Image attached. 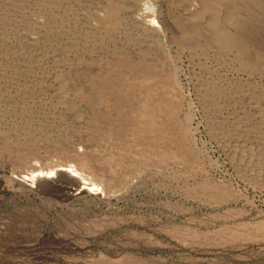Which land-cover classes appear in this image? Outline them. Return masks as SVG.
Returning <instances> with one entry per match:
<instances>
[{
    "label": "bare ground",
    "instance_id": "1",
    "mask_svg": "<svg viewBox=\"0 0 264 264\" xmlns=\"http://www.w3.org/2000/svg\"><path fill=\"white\" fill-rule=\"evenodd\" d=\"M47 1L41 6L45 8L43 9L44 13L37 15L34 22L37 25L49 27V53L52 70L34 75L33 79L37 85L33 89L39 91L41 98L45 99L44 102L53 101L56 105L68 110L76 122H84L95 139V144L89 145L90 148L85 153L74 152L71 158L76 162L67 161V163H59L48 168L39 166L35 160L39 153L37 147L16 148L17 152L15 151L14 157L12 155L13 164L6 156L14 149L13 145L5 142L4 146H0V196L1 193L3 194L9 189L27 191L30 200L26 196L29 202L27 209L23 211L27 216L29 214L36 215L39 211L49 213L51 210L54 211L55 216H58L61 212L71 209L76 203L100 205L104 200L111 202L113 197L119 194L121 185L132 181L135 178L136 169L139 173L141 166L158 164L171 157L191 161L185 132V126L188 125H185V120H181L179 109L181 97L175 89L179 87L176 81V64L169 61L170 56L169 60L163 57V44L161 42L152 43V37L158 41L159 38L164 40L169 38L182 47L193 49L195 52H200L208 46L213 47L236 59H241L242 52L248 48L244 43L251 44L253 47L248 48L247 51L253 53L259 61V65L254 64L255 66H253L261 71L262 74L259 75H264V0ZM11 3L13 0L8 1V4ZM8 4L6 3V5ZM166 8L171 11L168 20L162 19V13ZM113 27H119L123 34H127L125 37H128L129 30L137 29L140 31V36L133 40L117 41L116 46H113V43L112 47L107 46L104 40H100L102 38H99L98 32L100 33L102 30L114 31ZM82 33L84 36H81ZM21 34L23 35V33ZM73 35L79 37L77 42L78 40L83 43L85 41L84 45L76 52L71 49ZM110 41L113 40L110 39ZM42 45L44 46V44ZM77 47L79 46L77 45ZM252 58L251 56V60ZM42 59L44 58L42 57ZM165 59L169 61V64ZM192 60L191 63H198ZM202 60L201 62H204V59ZM201 62L200 64L203 65ZM247 63H240L241 65L237 69L242 72L248 70L250 66L245 65ZM212 68L209 69V66L205 68L208 73L199 81L206 110L209 111L210 118L212 117L217 125H221L223 134L221 135L225 138L224 142L226 143L224 146L226 145L228 150L231 149L233 155H237L239 163L247 169H251L250 173H252L259 166L256 164V154L261 152L260 149L264 151V90L257 86L246 85L239 78L215 77L213 73L211 74ZM0 77L3 78V76ZM13 77L15 78V76ZM26 83L28 84V82ZM43 91L46 94L43 95ZM197 97L199 98V96ZM61 119L63 118L61 117ZM251 143H257V147L254 148V144ZM77 148L79 147L77 146ZM232 153L230 155L234 157ZM259 155L261 154L259 153ZM259 155L258 158L261 157ZM155 167L157 166L155 165ZM30 193H34L39 200H35V196ZM13 197L15 196L13 195ZM6 201H8V197L0 198V217L10 211L4 206ZM14 202L15 208H18L19 201L15 199ZM77 208H80L81 211L83 209V207ZM108 223L112 222L108 221ZM43 228L44 226L21 225L16 229L21 232H38ZM16 229L12 225H0V233ZM221 231L219 232L221 233ZM141 258L135 253L127 252L121 259L104 257L95 264H145Z\"/></svg>",
    "mask_w": 264,
    "mask_h": 264
},
{
    "label": "rangeland",
    "instance_id": "2",
    "mask_svg": "<svg viewBox=\"0 0 264 264\" xmlns=\"http://www.w3.org/2000/svg\"><path fill=\"white\" fill-rule=\"evenodd\" d=\"M8 1L0 0V76H3L0 77L2 100H0V146L6 143L13 145L14 149L6 155L13 164V157L17 152L15 149L18 147H37L39 153L35 160L44 168L54 167L67 161L76 162L71 158L74 152L85 153L87 149L89 150V145L95 144V139L84 122V124L76 122L68 110L56 105L55 102L50 100L44 102L45 99L41 98L39 91L33 89L37 85L33 79L37 73L40 75L44 71L52 70L49 27L34 22L37 15L44 13L45 8L41 6L48 1L13 0L11 4H8ZM163 12L162 19L168 20L171 15L170 9L166 8ZM112 29L114 31L98 32L99 38H102L100 40H104L107 46H111L112 43L116 46L124 39L133 40L140 36V31L137 29L129 30L128 37H125L127 34H123L119 27ZM81 36L84 34L82 33ZM109 37L113 41H110ZM77 39L79 37L74 35L71 38V49L75 52L85 43L80 40L78 43ZM163 40L151 38L152 43L163 44V57L166 59L171 57L168 60L176 64V81L179 87L177 85L178 89H175L181 97L179 103L181 120H185V125H188L185 126V132L191 161L171 157L158 164L147 165L149 167L143 165L144 167L139 168V173L136 169L133 182L121 185L122 188L118 191L119 194L113 197V202L104 200L100 205L84 203L85 206L76 203L71 209L61 212L60 217L55 216L52 210L49 213L39 211L36 215H25L23 211L27 209L30 200L27 191L9 189L1 193L0 198L8 197L4 206L10 211L0 217V225H12L15 229L21 225L44 226V228L38 232L27 231V233L16 229L0 233V264H95L104 257L121 259L127 252L141 256L145 264H264V151L260 149L261 155L256 154L255 160L259 166L256 171L250 173L251 169L240 164L237 155H233L231 149L228 150L226 145L224 149L226 143L221 133V125H217L213 118H210L199 84L200 79L208 73L205 68L209 66L211 69L213 66L211 74L213 73L215 77L239 78L246 85L257 86L264 90V75H259L261 71L254 67L259 65V61L253 53L247 51L253 45L244 43L248 48H244L241 59H236L213 47L208 46L200 52H195L169 38ZM251 56L254 59L251 60ZM202 59L204 62H201ZM191 60L198 63H191ZM240 63H247L245 65L251 68L242 72L237 69ZM252 67L255 69L253 70ZM23 90L25 93L22 92ZM44 93L46 94L45 91L43 95ZM253 144L256 148L257 143ZM231 153L234 157H231ZM258 155L262 158H258ZM259 167H261L260 171ZM30 194L35 196L34 193ZM34 198L39 200L37 196ZM15 199L19 201L18 208H15ZM59 206L62 207L60 204ZM77 207H83L82 211ZM107 220L113 224L108 223Z\"/></svg>",
    "mask_w": 264,
    "mask_h": 264
}]
</instances>
